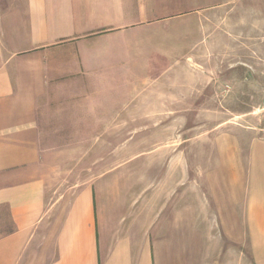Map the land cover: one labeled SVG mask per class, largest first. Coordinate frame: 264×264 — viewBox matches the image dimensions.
Wrapping results in <instances>:
<instances>
[{
	"label": "crops",
	"instance_id": "0c3cea01",
	"mask_svg": "<svg viewBox=\"0 0 264 264\" xmlns=\"http://www.w3.org/2000/svg\"><path fill=\"white\" fill-rule=\"evenodd\" d=\"M26 1L25 49L0 70V264H264L261 130L229 126L218 169L199 172L194 189L187 160L150 168L145 185L125 181L120 169L73 179L71 168L53 163L71 160V148L50 146L106 142L91 116L103 82L141 74L139 31L173 32L170 19L141 18H185L189 0H180L184 13L168 14L141 0ZM190 1L211 2L197 8L198 19L222 9L216 0ZM199 23L196 32L219 33ZM192 77L201 88L203 75ZM177 106L198 107L181 98Z\"/></svg>",
	"mask_w": 264,
	"mask_h": 264
},
{
	"label": "rangeland",
	"instance_id": "374dc122",
	"mask_svg": "<svg viewBox=\"0 0 264 264\" xmlns=\"http://www.w3.org/2000/svg\"><path fill=\"white\" fill-rule=\"evenodd\" d=\"M216 1L222 9L198 19L197 8L200 11L211 2L198 5L189 0L186 10L180 0H141V7L150 12L186 10L193 15L141 18L170 19L167 24L173 32L157 25L149 32L139 31L134 54L139 56L141 74L132 81L103 82L102 105L97 103L91 114L92 121L95 117L102 121L106 142L50 146L60 152L71 148V160L53 162L57 170L71 168V178L91 175L93 179L100 170L120 169L125 181L137 179L145 185L147 175L179 169L187 160L188 184L194 189L199 172L218 169V154L226 144L220 139L229 126L261 130L264 135V0ZM201 19L219 27V33L196 32ZM182 28L187 32L182 33ZM28 32L27 1L0 0V70L25 49ZM197 73L203 75L201 88L190 80ZM183 89L189 93L181 95ZM179 98L198 107L180 112ZM121 121L123 128L105 130V125ZM95 132L100 135V130ZM150 168L156 172L148 174Z\"/></svg>",
	"mask_w": 264,
	"mask_h": 264
}]
</instances>
